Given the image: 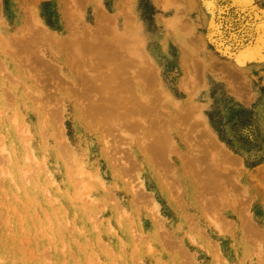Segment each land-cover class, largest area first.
<instances>
[{"label":"rangeland","instance_id":"1","mask_svg":"<svg viewBox=\"0 0 264 264\" xmlns=\"http://www.w3.org/2000/svg\"><path fill=\"white\" fill-rule=\"evenodd\" d=\"M0 264H264V0H0Z\"/></svg>","mask_w":264,"mask_h":264},{"label":"bare ground","instance_id":"2","mask_svg":"<svg viewBox=\"0 0 264 264\" xmlns=\"http://www.w3.org/2000/svg\"><path fill=\"white\" fill-rule=\"evenodd\" d=\"M38 37V36H37ZM32 42H33V40H31ZM37 42V41H36ZM30 43V42H29ZM28 44V43H27ZM31 44V43H30ZM30 44H28V45H30ZM31 46V45H30ZM74 46H75V44H74ZM71 48V47H70ZM33 56V55H32ZM36 57V56H35ZM39 60V59H38ZM36 61V60H35ZM84 62V61H83ZM145 63V62H144ZM75 65V64H74ZM38 67V66H37ZM47 68H48V66H46ZM50 68V67H49ZM148 70V69H147ZM84 71V70H83ZM145 72V71H144ZM81 76V75H80ZM148 77V76H147ZM151 79H153V78H151ZM85 81V80H84ZM145 81V80H144ZM144 83V82H143ZM147 83H149V82H147ZM81 85V84H80ZM148 86V85H147ZM145 87V86H144ZM149 87V86H148ZM92 90V89H91ZM98 111H99V109H98ZM154 144V143H153ZM156 144V143H155ZM158 144V143H157ZM62 149V148H61ZM67 149V148H66ZM63 150V149H62ZM25 174V173H24ZM25 177V176H24ZM193 177V176H192ZM23 180H26L27 181V179H26V177L25 178H23ZM26 181H24V182H26Z\"/></svg>","mask_w":264,"mask_h":264},{"label":"trees","instance_id":"3","mask_svg":"<svg viewBox=\"0 0 264 264\" xmlns=\"http://www.w3.org/2000/svg\"><path fill=\"white\" fill-rule=\"evenodd\" d=\"M210 118H211V117H210ZM211 121L214 122L212 118H211Z\"/></svg>","mask_w":264,"mask_h":264}]
</instances>
